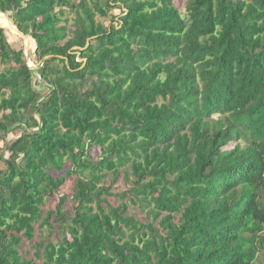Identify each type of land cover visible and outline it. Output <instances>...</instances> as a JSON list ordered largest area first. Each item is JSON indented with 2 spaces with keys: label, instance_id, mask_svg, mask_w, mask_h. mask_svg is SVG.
<instances>
[{
  "label": "trees",
  "instance_id": "obj_1",
  "mask_svg": "<svg viewBox=\"0 0 264 264\" xmlns=\"http://www.w3.org/2000/svg\"><path fill=\"white\" fill-rule=\"evenodd\" d=\"M0 12V264H261L264 0Z\"/></svg>",
  "mask_w": 264,
  "mask_h": 264
},
{
  "label": "rangeland",
  "instance_id": "obj_2",
  "mask_svg": "<svg viewBox=\"0 0 264 264\" xmlns=\"http://www.w3.org/2000/svg\"><path fill=\"white\" fill-rule=\"evenodd\" d=\"M180 6H181V11H185V9H184V5L183 4H180ZM115 13H118L119 11L118 10H116V11H114ZM107 24L109 23V20L107 19V22H106ZM5 28V27H4ZM8 32H7V35H8V40L12 43V46H14V47H16V48H19V47H23V49H24V51H25V41H24V39L22 38V37H20V36H18V35H16V34H10L9 33V30H8V28L6 27L5 28ZM30 41V44H29V55H30V59H31V61L36 65V67L35 68H33V69H40L41 68V61H39L38 59H37V56L35 55V46H33V44H32V41L31 40H29ZM25 54V53H24ZM78 60H81V59H78ZM11 65H14V64H11ZM3 67V66H2ZM38 75V74H37ZM37 75H33V81L35 82L36 81V83H33V88L36 90V91H39V92H41L42 94H45L46 93V86H45V83H43V82H37V79H38V76ZM236 144V142H232V143H230L228 146H227V149H229V148H233L234 147V145ZM242 146H244L245 145V143L244 142H241L240 143ZM1 146H2V142H0V151H1ZM96 151H98V149L97 150H95V151H93V153H96ZM5 155L7 156L8 155V153H5ZM120 183V180H117L116 182H115V184L114 185H117V184H119ZM121 186V185H120ZM133 211H136V209L135 208H133L132 209V212ZM47 236V230H46V228L44 229V235L39 231V229L37 228V230H36V233H35V237H34V239H33V241L35 242V241H40L42 238H43V236ZM50 238L53 240V241H55V236L53 235V233L51 234V236H50ZM32 240L31 241H28V240H26V242H25V248L28 250V251H32L33 252V249L31 248V244H32V242H33ZM261 264H264V258L263 259H261Z\"/></svg>",
  "mask_w": 264,
  "mask_h": 264
},
{
  "label": "bare ground",
  "instance_id": "obj_3",
  "mask_svg": "<svg viewBox=\"0 0 264 264\" xmlns=\"http://www.w3.org/2000/svg\"><path fill=\"white\" fill-rule=\"evenodd\" d=\"M0 26L3 27V28H4V27H5V28L7 27L8 30H9V33H10V34H16V35L22 37V38H23L24 40H26V41L30 40V39H27L26 37H24L23 35L17 33V32L15 31L13 25H12L11 22H10V18H9L6 14H4V13H2V12H0ZM32 63H33V62H32Z\"/></svg>",
  "mask_w": 264,
  "mask_h": 264
},
{
  "label": "water",
  "instance_id": "obj_4",
  "mask_svg": "<svg viewBox=\"0 0 264 264\" xmlns=\"http://www.w3.org/2000/svg\"><path fill=\"white\" fill-rule=\"evenodd\" d=\"M10 22H11V24L13 25V27H14V29H15V31L17 32V33H19V34H21V35H23L24 37H26L27 39H30V37L28 36V35H26V34H24L23 32H21L20 30H19V28L10 20ZM1 27V26H0ZM1 28H3V27H1ZM5 29V28H4ZM25 41V51H24V53H25V57H26V61H27V65L29 66V68H31V69H33V68H35L36 67V65L34 64V63H32V61H31V59H30V55H29V44H30V41L28 40V41H26V40H24Z\"/></svg>",
  "mask_w": 264,
  "mask_h": 264
}]
</instances>
